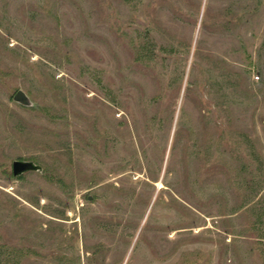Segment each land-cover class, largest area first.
I'll return each mask as SVG.
<instances>
[{
  "label": "rangeland",
  "instance_id": "obj_1",
  "mask_svg": "<svg viewBox=\"0 0 264 264\" xmlns=\"http://www.w3.org/2000/svg\"><path fill=\"white\" fill-rule=\"evenodd\" d=\"M0 264H264V0H0Z\"/></svg>",
  "mask_w": 264,
  "mask_h": 264
},
{
  "label": "water",
  "instance_id": "obj_2",
  "mask_svg": "<svg viewBox=\"0 0 264 264\" xmlns=\"http://www.w3.org/2000/svg\"><path fill=\"white\" fill-rule=\"evenodd\" d=\"M14 97L20 101L23 102H27L29 100L28 94L26 93V91L22 88H19L15 94ZM35 164L30 161V160H26V159H20V158H16L13 161V171L14 173H19L23 170H26L28 168L34 167Z\"/></svg>",
  "mask_w": 264,
  "mask_h": 264
}]
</instances>
